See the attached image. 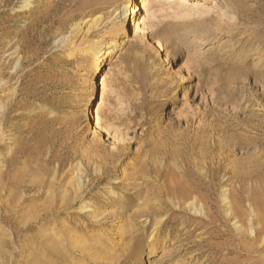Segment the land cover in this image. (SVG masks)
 <instances>
[{
  "label": "rangeland",
  "instance_id": "obj_1",
  "mask_svg": "<svg viewBox=\"0 0 264 264\" xmlns=\"http://www.w3.org/2000/svg\"><path fill=\"white\" fill-rule=\"evenodd\" d=\"M142 1L0 0V264H264V0Z\"/></svg>",
  "mask_w": 264,
  "mask_h": 264
},
{
  "label": "bare ground",
  "instance_id": "obj_2",
  "mask_svg": "<svg viewBox=\"0 0 264 264\" xmlns=\"http://www.w3.org/2000/svg\"><path fill=\"white\" fill-rule=\"evenodd\" d=\"M188 2H190V0H143L141 4H137L133 8L134 9L133 14L136 12V10L139 9V12H141V10H144L148 14V16L151 17V16H154L156 13H159L162 11L173 10L174 8H179V9H181L182 7L184 8V6H187L186 4ZM193 3H197L198 5H201L199 7H203L204 4H207V3L213 4L214 0H195V1L193 0ZM198 5L196 7H198ZM131 8H132V5H130V1H129L128 6L121 10V13L119 14L120 17L122 15L127 16V17L131 16V14L129 13ZM203 11H204V9H203ZM125 19H124V22L122 23L121 28H115V29H112L111 32H109L110 34L113 35V38L110 39V41L108 43V47L106 49H105L106 46L102 45L97 40L85 41V39H83L80 43L78 40V36L80 34L86 32V34L88 35L91 31L96 30V28H98V24H99L101 18L95 19L94 21L91 22L90 25L86 24L84 28L87 27V31L84 30V28H83L84 24L83 23H80V22L76 23V25L74 26L75 34L71 38L69 46H68L71 49V54L74 52L75 49H79V48L83 47V49H82L83 55L93 58V61L96 65V67H98V65L101 64L102 62H104L109 57L110 54L114 53L115 50H117L118 48H120L124 44V40L120 36L123 35V33L125 31V28H124ZM168 56L171 57L172 56L171 53H169ZM184 80H186V76H184ZM91 86L93 88L94 85L92 84ZM104 89H105V82L103 80L102 81V91ZM92 98L93 97H91L88 101V104H87L88 110H90L89 104H90ZM94 111H96L95 115L93 114ZM102 112H103V110H102L101 106H99L97 108H94L91 111L92 114L90 115V117H92L93 120L96 117V120L94 122L96 123V126H97L99 131L104 130V124H105L101 118ZM90 123H92V122H90ZM78 187L80 188V182H79V179L77 178V175H75L72 178V181L68 182L65 185V188L61 192L62 207L68 206L71 203V201L74 202V200L76 198H78V196H79ZM226 192H227V190L223 191V193H226ZM192 199H193L192 197H186L185 201L188 202V204H189L188 207L192 208V211L195 213V215L198 216L200 214L201 216L203 215L204 217H207L206 209L204 207L202 208V206L199 209L196 205V201L190 202ZM194 200H196V199H194ZM223 202L226 203L225 205L229 208L230 216H232V215L237 216L238 215L237 214L238 211H237V207L235 205V202L233 203V201H231L229 198H227L226 194L223 195ZM249 207H250V211L254 217L256 211L253 209V207H251V206H249ZM234 219H237V218L234 217ZM254 225H255V223H248V226H247L248 235L251 238L250 241H252V242L253 241L255 242L257 240L258 235L261 236L260 231H262V230H260V231L256 230ZM259 226H260V224H259ZM242 228H244V226H241V229ZM52 247H53V245H52ZM151 253L154 254L155 250L153 249Z\"/></svg>",
  "mask_w": 264,
  "mask_h": 264
}]
</instances>
